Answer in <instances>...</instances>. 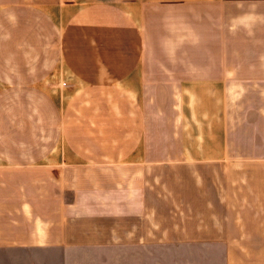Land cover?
Returning <instances> with one entry per match:
<instances>
[{
	"label": "crops",
	"instance_id": "1",
	"mask_svg": "<svg viewBox=\"0 0 264 264\" xmlns=\"http://www.w3.org/2000/svg\"><path fill=\"white\" fill-rule=\"evenodd\" d=\"M162 245L264 264V0H0V250Z\"/></svg>",
	"mask_w": 264,
	"mask_h": 264
},
{
	"label": "rangeland",
	"instance_id": "2",
	"mask_svg": "<svg viewBox=\"0 0 264 264\" xmlns=\"http://www.w3.org/2000/svg\"><path fill=\"white\" fill-rule=\"evenodd\" d=\"M222 249L146 246L96 252L0 250V264H226Z\"/></svg>",
	"mask_w": 264,
	"mask_h": 264
}]
</instances>
